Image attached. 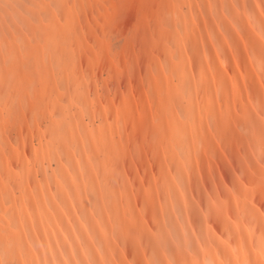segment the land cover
Segmentation results:
<instances>
[{"label": "bare ground", "instance_id": "obj_1", "mask_svg": "<svg viewBox=\"0 0 264 264\" xmlns=\"http://www.w3.org/2000/svg\"><path fill=\"white\" fill-rule=\"evenodd\" d=\"M0 264H264V0H0Z\"/></svg>", "mask_w": 264, "mask_h": 264}, {"label": "rangeland", "instance_id": "obj_2", "mask_svg": "<svg viewBox=\"0 0 264 264\" xmlns=\"http://www.w3.org/2000/svg\"><path fill=\"white\" fill-rule=\"evenodd\" d=\"M116 45L118 46L119 45V42H117Z\"/></svg>", "mask_w": 264, "mask_h": 264}]
</instances>
